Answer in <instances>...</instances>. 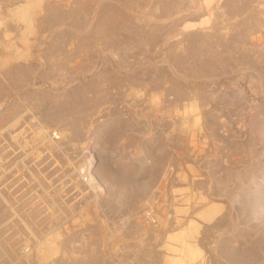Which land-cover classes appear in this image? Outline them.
<instances>
[{
    "label": "rangeland",
    "instance_id": "1",
    "mask_svg": "<svg viewBox=\"0 0 264 264\" xmlns=\"http://www.w3.org/2000/svg\"><path fill=\"white\" fill-rule=\"evenodd\" d=\"M27 1L0 0V264H264V0H38L33 32Z\"/></svg>",
    "mask_w": 264,
    "mask_h": 264
},
{
    "label": "bare ground",
    "instance_id": "2",
    "mask_svg": "<svg viewBox=\"0 0 264 264\" xmlns=\"http://www.w3.org/2000/svg\"><path fill=\"white\" fill-rule=\"evenodd\" d=\"M26 3V2H25ZM25 3H23L22 5H21V7L20 8H18V9H16V11L15 12H13L12 11V16H14V18L15 19H17L18 21H22V22H24L25 24H26V30H28V31H30V30H32V28H33V22H34V20H35V15H37L38 13H39V10L41 9V6H42V4H41V2L39 1L38 2V0H29V1H27V3L25 4ZM17 7V6H16ZM107 13V12H106ZM112 14L113 13H109L108 12V15L109 16H112ZM11 16V17H12ZM108 21H110V20H108ZM34 30V29H33ZM33 30L31 31V32H33ZM111 32V31H110ZM10 44V43H9ZM15 46V45H14ZM28 46V45H27ZM26 46V47H27ZM14 48H16V47H14ZM14 48H9V46H8V48L7 49H9V50H7L8 52H7V54H5V57L7 58V59H9L8 61H6L5 63H4V65H6V64H8V63H10V62H14L15 60H21V59H29V57H30V55H31V51H29L30 49V47L28 46L25 50H21L20 48H16V49H14ZM5 51V50H4ZM29 51V52H28ZM30 53V54H29ZM138 90V89H137ZM140 92V91H139ZM141 95V94H140ZM190 106V105H189ZM196 106V105H195ZM195 106H194V108L192 109V110H194L195 109ZM192 107H193V104H192ZM192 107H190V108H192ZM63 136V135H62ZM61 136V137H62ZM201 204H203V203H201ZM213 204V203H212ZM206 205V204H204V206H201L200 207V209H198V213H199V215H200V217H202V219L204 218V219H206V220H211L212 219V217L215 215V212H216V210H217V206H215V205ZM193 233H194V228H191L190 230H188V231H185V233L184 232H177L176 234L174 233L173 235H172V238L174 239V240H176L177 241V243H184V250H183V252H185V253H183L185 256H186V260H187V258H188V260L187 261H189V258H191V260H192V258L194 259L196 256H197V254H198V251L196 252V249L193 247V246H191L190 244H186L184 241L186 240V239H189L190 240V236H193ZM171 238V239H172ZM187 242V241H186ZM180 243V244H181ZM172 246V245H171ZM182 247V246H181ZM168 248H169V246H168ZM175 248V247H174ZM176 249H179V247L178 248H176ZM175 251V250H174ZM179 250H177V252H178ZM183 256V255H182ZM183 258H185V257H183ZM170 260V259H169ZM174 260V259H173ZM168 261V260H167ZM167 261H166V263H167ZM172 261V260H171ZM183 261H185V260H183ZM181 262V261H177V260H174V261H172V262H170V261H168V264H169V262H170V264H183L184 262ZM186 262V261H185ZM184 264H186V263H184Z\"/></svg>",
    "mask_w": 264,
    "mask_h": 264
}]
</instances>
